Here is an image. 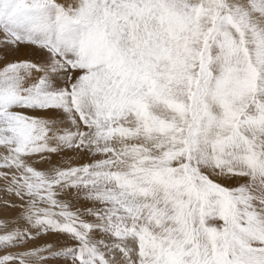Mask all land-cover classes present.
I'll list each match as a JSON object with an SVG mask.
<instances>
[{"label": "snow or ice", "instance_id": "obj_1", "mask_svg": "<svg viewBox=\"0 0 264 264\" xmlns=\"http://www.w3.org/2000/svg\"><path fill=\"white\" fill-rule=\"evenodd\" d=\"M264 264V0H0V264Z\"/></svg>", "mask_w": 264, "mask_h": 264}, {"label": "rangeland", "instance_id": "obj_2", "mask_svg": "<svg viewBox=\"0 0 264 264\" xmlns=\"http://www.w3.org/2000/svg\"><path fill=\"white\" fill-rule=\"evenodd\" d=\"M51 264H63V262H62V258L59 259V260H54V261H52Z\"/></svg>", "mask_w": 264, "mask_h": 264}]
</instances>
